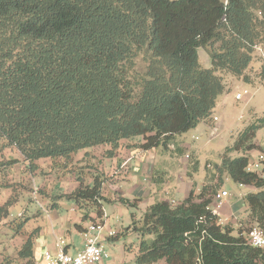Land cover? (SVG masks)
Segmentation results:
<instances>
[{"label": "trees", "instance_id": "16d2710c", "mask_svg": "<svg viewBox=\"0 0 264 264\" xmlns=\"http://www.w3.org/2000/svg\"><path fill=\"white\" fill-rule=\"evenodd\" d=\"M257 46H264V0H0V193L9 194L0 202V227L23 234L38 217L10 212L18 201L12 171L19 160L5 159L4 149L18 151L29 178L43 173L41 159L69 173L74 155L97 146L107 147L109 158L120 143L181 156L177 138L210 119L226 91L222 75L249 82L245 72ZM138 56L143 72L135 69ZM250 119L219 163L204 167L199 187L192 182L177 203L155 197L139 219L132 213L131 225L107 241L134 232L135 264H264V247L250 245L242 229L211 212L229 178L253 189L241 203L264 232V177L246 170L250 152L264 155L254 139L264 115L251 113ZM233 152L240 155L231 157ZM198 171L195 160L185 176L193 180ZM103 174L91 175L90 183L77 176L63 197L80 209L91 204L101 218L102 202L110 201ZM171 180L161 166L150 177L156 191ZM117 201L138 208L141 199L119 195ZM39 230L26 231L13 258L0 264H33Z\"/></svg>", "mask_w": 264, "mask_h": 264}, {"label": "rangeland", "instance_id": "374dc122", "mask_svg": "<svg viewBox=\"0 0 264 264\" xmlns=\"http://www.w3.org/2000/svg\"><path fill=\"white\" fill-rule=\"evenodd\" d=\"M261 50L262 51L254 50L253 60L246 70V74L249 75V83L245 82L242 78H236L224 73L222 75L223 80L225 86L229 87V89L219 97L217 106L213 110L210 119L203 120L196 128L189 130L177 138L176 142H178L180 147L185 150V152L181 155L182 159L179 165L189 169L195 160H198L199 162V171L193 175V180L188 179L186 176L185 182L187 193L192 182H195L199 187V184L203 181L204 167L211 169L213 168V163H219L222 156L221 153H223L224 148L229 146L232 143L233 138L237 135V132H239L247 123L251 121L252 118L250 119L249 112H255L256 116L264 115V82L259 75V69L263 60L262 58L264 57V46L261 47ZM206 58V54L203 51H200L201 63L208 65ZM135 61V69L140 72L145 71V63L142 61L141 56H138ZM243 90H247L248 94L244 95L240 100H236L234 98L235 94L237 92H242ZM214 117L216 118L215 120L213 119ZM209 121H211V125ZM254 139L256 144L264 146V127L256 132ZM183 144L185 146H183ZM103 152H105V148L103 146H97L88 149L85 155L82 153L83 156L80 153L74 155V165L68 167L71 171L69 173H67V171L64 169H51L49 168L48 160H41L39 162V165L43 171V173L40 175L41 177L29 178L27 173L23 172L24 165L21 162L22 158L18 151L15 148L4 149L3 155L5 159L19 160L17 164L13 165L12 171V176L14 178L12 181L14 185L13 197L18 199V201L10 208V212L14 216L16 214H26V216H31V214L35 213L36 208L41 210L40 207H46L50 204L49 201L47 202V200L51 199L50 192L55 194L66 191V188L69 189L71 181H77V176H80L82 182L88 183V181L91 180V175H97L98 173L103 172V176H106L104 177L105 185L103 193H105V195L113 193L112 187L108 188V183H110V185L112 184L115 179V174H111L110 172L105 173L103 167V162L105 161L103 155L105 154ZM150 153V155H152V159L150 158L151 156L148 158L149 163H146L145 165V172L143 174H139L145 179L144 181L142 179L138 181L139 185L144 187L146 186L147 188L150 185L149 179L151 174H149V172L151 165L154 162L153 155L155 156L153 152ZM238 155H240V153L237 152L230 154L231 157H236ZM256 155V150L248 154L251 159H254ZM77 157H80L78 158V161L76 159ZM122 157L127 158L128 151L122 153ZM161 158L162 157L155 156L156 160H160ZM170 158H168L167 165H169L168 168L172 170V166L169 163H173V161L170 160ZM157 162L159 163V161ZM177 169L178 168H176V170ZM124 172L125 169L121 168V172L117 173L116 175L119 176L124 174ZM130 172L136 174L135 171ZM173 172L175 173V170H173ZM67 174L69 175L67 176ZM124 177H126V174ZM174 178L175 181H171L169 183L171 184V189L168 190L173 192V196L176 200H182L185 198L186 193L182 190H175V186L178 183L176 173ZM169 184L167 185L168 187H170ZM120 187L125 190L128 187V182H124V185H121ZM147 188H139L141 192L136 194L129 195L125 192L123 195L124 197H128L130 201H133V198L137 197L136 195H138V197L140 196L139 198L141 201L136 202L138 208L127 207L120 202H102L105 234L107 233L108 228L112 231L121 232L131 225L132 213L136 219H139L145 208L153 203L155 196L169 197L164 193L158 194V192L154 190V194H147L148 196L144 199V196L148 192ZM136 189L138 188H135V191ZM195 190H197V187ZM219 190H225L228 193V196L223 199L224 202H232L234 198H238L241 193V189H239L238 185L226 177H224V184ZM8 195V191L1 192L0 202H2L5 196ZM115 195L121 196V193L118 191V194ZM91 206V204L85 203L82 209H80V212H72L67 210L69 209L68 201L62 200L58 208L59 212H52L51 217L54 221H57L59 214L64 215V218H68L71 221V233L65 231L63 234L65 241L76 243L78 240H83L82 235L80 236V234L77 232L74 223L82 224V215H84L86 208ZM247 215L248 214L245 209H240L238 213H231L227 216V223H229V225H231L236 230L242 229L247 236L249 230L256 226L254 223L249 221ZM222 220L225 221V219ZM88 223L89 222H86L85 224ZM33 226L34 222L31 221L28 223L23 234H14L10 228L6 229L0 227V259H3L4 257L13 258V256L16 254V251L21 246L24 237L26 236V231H30ZM103 244L110 254V264H135L133 257L138 245V240L134 232L129 231L125 235H120L119 238L113 242L105 240L103 241ZM48 249L51 254L54 253L52 244L49 245ZM157 264L163 263L159 262Z\"/></svg>", "mask_w": 264, "mask_h": 264}, {"label": "crops", "instance_id": "0c3cea01", "mask_svg": "<svg viewBox=\"0 0 264 264\" xmlns=\"http://www.w3.org/2000/svg\"><path fill=\"white\" fill-rule=\"evenodd\" d=\"M206 62L208 64L207 58H206ZM203 65H205V64H203ZM245 74H246V72H245ZM246 75L249 77L248 74H246ZM247 83H249V82H247ZM228 89H229V87H226V90H228ZM220 96H218V98L216 99V106H217V102H218V99ZM216 106H215V108H216ZM253 113L255 114V112H253ZM249 115H251V112H249ZM209 123L211 125V121H209ZM183 146H185V145L183 144ZM104 148L106 151L107 147H104ZM87 151H88V149L86 151H80L77 154L80 153L82 155V153H83L85 155ZM125 151H128V157L127 158L122 157V153H124ZM150 152H153L156 157L158 156V157H162V158L160 160H156L155 156L153 155V157H154L153 161L154 162L151 165V169H150L149 174H151L152 171L156 167L161 166L163 169H166L170 172V174L172 175L171 181L174 182L175 181L174 175L176 173V178H177L178 183L175 186V188H176L175 190L176 191L182 190L187 194L186 182H185L186 176L184 175V173L186 171V167L179 165V163L182 159V156H180V157L174 156L173 157V156H170L168 154L163 155V156L162 155L159 156L154 151L142 152V151H139L135 148H131V149L127 148V147H125V144L120 143L118 148L114 151V156L112 158H109L106 155H103V157L105 158V161L103 162V167H104L105 173L110 172L111 174H115L114 175L115 179L112 182V184L110 185V183H108V185H109L108 188L112 187L113 193H110L108 195H105V193H104V195L111 202H118L117 197L119 195H115V194H118V191L121 193V196H123L125 194V192L129 195H132V194H136V193L141 192L139 190V188H141V189L147 188L146 186L144 187L142 185H139L138 181L140 179H142L144 181V179H145V178H143V176H140L139 174L140 173L143 174L145 172V167H146L145 165H146V163H149L148 158L151 156L150 158L152 159V155H150L151 154ZM103 153L105 154V152H103ZM78 158H80V157L76 158L77 161H78ZM168 158H170V160L173 161V163H169L172 166V168H171L172 170H170L168 168L169 167V165H167ZM41 160L47 161L46 159H41ZM41 160H39L38 163ZM157 161H159V163ZM150 162H151V160H150ZM117 166H118V168H117ZM121 168L125 169V172H124V174L117 176L116 174L121 172ZM176 168H178V169L176 170ZM173 170H175V173L173 172ZM130 171H135L136 174L131 173ZM125 174H126V177H124ZM68 175L69 174H67V176ZM36 177H41V176L36 175L33 178H36ZM76 182L77 181H74V180L71 181L69 189L66 188V191H62L61 193L53 194V192H50L51 193V199L47 200V202L49 201L50 204L46 207H43V206L40 207L41 210L36 208L35 213L38 212V217L35 220H32V222H34V226L40 227L38 235L34 240V258L36 261L41 259V256H42V253L44 250L49 251L48 247L50 244H52V247L54 248V241H55L56 237H62L63 238L64 237L63 234L65 233V231L71 233L70 229H71L72 225H71V221L68 218H64L63 217L64 215L59 214L58 215L59 218H57V221H54L51 217V214H52V212H59L58 208H59L60 202L62 200H67L69 203V209H67V210H70L72 212L73 211L74 212H80V208L77 207L76 204L72 200L67 199L66 197H63L64 194L70 192V190L73 188V186L76 184ZM90 182H91V180L88 181V183H90ZM124 182H128V187L125 190H123L120 187L121 185H124ZM149 182H150V179H149ZM170 182H168L161 191H157V192H158V194L165 193V194L169 195V197H171L173 202L177 203L180 200H176L173 196V192H170L171 190H168V189H171V184H169ZM68 184H69V182H68ZM168 184L170 185V187L167 186ZM133 187L138 188V189H136L137 192L135 191V188H133ZM238 187H239V189H241V193H240L239 197L234 198V200L232 202H230V201L224 202L223 206L221 207V209H220L221 219H227L228 220L227 216L230 215L231 213H238L240 209H245L242 206L240 196L249 192V191H253V189L249 188V187H244V186H238ZM147 190H148V192L144 196V199L148 196L147 194H151V193L154 194V190H156V189L150 183ZM54 196H57V197L55 199H53ZM136 196L137 197L133 198V199H138L140 197V196L138 197V195H136ZM125 198H128V197H125ZM28 209H30V208H28ZM86 210L89 213H88L87 217L85 219H83V221H82L83 223L82 224L74 223L76 226L77 232L80 234V236H81L82 229L85 228L90 222L95 221V220H101L104 222L103 216L101 218H98L96 216V214L94 213L92 207H88V208H86ZM86 222H89V223L85 224ZM109 230H111V229L108 228V231ZM66 243H67V245L65 247V251L71 255L76 254L77 252H79L83 248V240H81V241L78 240L76 243L66 241ZM109 264H110V262H109Z\"/></svg>", "mask_w": 264, "mask_h": 264}, {"label": "built area", "instance_id": "2783aa9c", "mask_svg": "<svg viewBox=\"0 0 264 264\" xmlns=\"http://www.w3.org/2000/svg\"><path fill=\"white\" fill-rule=\"evenodd\" d=\"M257 51H262L260 46L255 48ZM262 65L264 67V57L262 58ZM264 82V75L261 78ZM248 91L243 90L237 92L234 96L236 100H240ZM216 119L215 117L213 118ZM264 155L257 153L254 159H251L246 167L247 171L260 173L264 177ZM198 190V188H197ZM228 196L225 190H218L214 196L211 212L214 215L220 216V208L224 204V198ZM221 223H225L220 218ZM116 231L109 230L104 233V222L95 220L90 222L82 229L81 235L83 237V248L76 254H68L65 251L67 245L65 239L56 237L54 241V253L51 254L48 250H44L40 260H35L33 264H109L110 254L103 244L115 234ZM247 241L250 245L255 247H264V232L257 226L252 227L247 234Z\"/></svg>", "mask_w": 264, "mask_h": 264}]
</instances>
